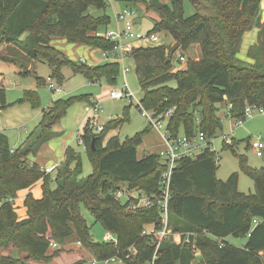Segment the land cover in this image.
I'll return each mask as SVG.
<instances>
[{
  "label": "trees",
  "instance_id": "trees-1",
  "mask_svg": "<svg viewBox=\"0 0 264 264\" xmlns=\"http://www.w3.org/2000/svg\"><path fill=\"white\" fill-rule=\"evenodd\" d=\"M127 1L142 3L147 12L158 14L160 19L151 31L168 32L183 50L194 44L201 47V59H188L186 69L173 73V54L165 45L138 48L132 53L144 91L143 107L157 115L176 107L168 123L173 137L182 132L188 136H216L223 130L218 115L222 104L234 120L245 119L247 106L264 108L262 0H207L212 15H203L195 7L190 16L185 15V0ZM92 7L104 11L103 14L93 16ZM106 8V0H0V46L13 44L10 47H17L29 59L48 62L52 67L50 78L61 85L65 82L61 73L64 63L89 81L105 79L115 85L121 64L103 62L90 66L68 58L62 60L59 51L50 45L54 38H61L69 43L112 50L114 44L98 35L101 27L111 23ZM254 27L259 32L257 42L248 51L253 60L249 62L239 58L238 53L245 32ZM3 60L15 61L6 57ZM172 79L177 81L176 87L167 85ZM37 81L46 83L44 78ZM24 95L22 101L31 102L33 107L39 105L36 91L27 90ZM91 98L85 95L56 100L43 111L42 134L17 149L11 147L6 134H0V264H25L28 259L49 261L50 241L64 243L73 237L99 262L120 256L123 264H147L153 257L155 238L143 232L148 226L162 227L159 207L129 211L127 202L114 197L122 186L149 195L159 194L160 178L167 169L165 160L156 152L138 156L143 137L151 130L149 126L124 143L117 135L106 141L108 132L130 119L129 108H125L122 117L108 121L98 133L86 121L80 141L94 168L86 177H81V154L71 146L66 148L65 160L54 175L28 157L37 154L49 139L52 127L75 101L88 102ZM0 101L1 110L7 106L4 88H0ZM235 143V139L232 145L224 143L223 149L235 152ZM239 161L241 169L254 179L255 193L239 191L237 172L226 181L220 180L215 153L209 149L196 158L178 161L170 188L171 234L157 249V264H264V166L251 167L244 155ZM37 184L41 186V198L32 193ZM22 190H29L24 199V218L19 217L14 204ZM82 204L96 221L116 235L115 241L102 243L91 239L90 227L81 213ZM177 233L196 234L192 239L200 255L194 254L192 243L174 242ZM229 236L247 241L238 247L227 241ZM9 248L16 250V257L13 253L4 254ZM59 249L54 256L60 254ZM73 264H85V260Z\"/></svg>",
  "mask_w": 264,
  "mask_h": 264
},
{
  "label": "rangeland",
  "instance_id": "rangeland-1",
  "mask_svg": "<svg viewBox=\"0 0 264 264\" xmlns=\"http://www.w3.org/2000/svg\"><path fill=\"white\" fill-rule=\"evenodd\" d=\"M162 1L167 2L168 0ZM194 1L197 3L195 6L190 0L184 1L186 16L193 14L196 11L195 7H197L203 15L213 14L210 3L207 0ZM106 2L107 8L105 13L111 17L112 21L108 29L115 28V25L113 24L115 13L117 10H121L125 7L133 8L136 11L137 17H140L143 20L142 24L136 25V29L143 33L151 31L154 28L155 23L160 19L157 13L151 11L147 12L146 7L142 3L133 4L127 0H106ZM103 12L104 11L94 7L90 9V13L93 16H100ZM255 29L259 30L257 27H254L252 30ZM252 30L245 32V34L251 32ZM103 31H105V26L100 28V32ZM158 35L160 37L161 44L165 45L171 52L173 47L177 44V41L164 30L159 31ZM246 44L247 40L245 38L244 42H242L238 57L245 61L253 62V60L248 57V51L252 44L247 48V50ZM11 45L13 46V44ZM11 45L5 43L0 46V88H4L7 102V106L0 110V134L4 133L8 136L10 145L13 149L22 147L27 141L28 143L34 142L36 137L42 134L41 123L43 120V111H47L58 99L65 100L73 97L90 95L102 100L103 111L100 112L101 122H104V119L108 116H113L114 118L117 116L122 117L124 115L125 108H129L130 119L125 121L119 128L108 132L106 141L110 137L117 135L120 141L124 143L128 139L134 138L139 132L145 130L149 126L148 120L142 116L140 107L137 106L136 99H133L132 101L128 99L113 100L109 97L110 91L114 87H123L127 81L128 88L134 92L136 98L138 100L143 98L144 91L141 87L139 73L132 55L125 57L124 64H121L122 68L126 66L130 70L127 74H124V71L121 69L115 85L109 84L105 79H101L99 81H89L83 73H75L70 64L64 63L61 67V73L65 77V82L62 84L63 91L57 94L48 87L49 82L52 80L50 78L52 74V67L50 64L46 61L31 60L26 55L21 53L17 47H10ZM50 45L59 51L61 55L60 58L62 60L64 58H68L72 61L79 62L81 61V58H83L87 60L86 64L90 66H95L93 64L101 61L100 51L93 47L69 43L66 39L61 38H54L50 42ZM201 51L202 50L199 44L192 45L188 50H183L180 46H178L172 55V67L170 69V73L176 72L179 69H186L188 59H201ZM94 54H96V56L93 57ZM181 55L185 56V61H179V57ZM3 57L8 59L15 58L17 62H4L5 60H3ZM87 57H89L90 60H88ZM38 78H44L46 83H38ZM167 85L176 87L177 81L172 79ZM27 90L37 92L39 96V105L37 107H33L31 102L22 101ZM131 103H133V105L130 107ZM86 105V100L79 99L75 101L68 108L66 114L52 127V131L49 135L61 136L66 141L69 140L71 147L80 152L83 166V173L81 177L88 176L94 170L93 164L86 154L84 145L81 143L79 144L78 142L87 121V114L85 111ZM218 115L222 119L223 130L218 132L213 138V149L220 158L217 166V177L220 180L226 181L232 173L237 172L239 175V191L246 194L255 193V181L250 175L241 169L239 158L243 155L246 156L247 163L254 168H261L264 166V156H257L256 151L250 146L253 140H255L258 136H261L264 141V114L257 113L255 116L245 119L242 125H237L236 120L228 117L227 107L225 104H222ZM168 123L169 120H162L161 129L152 128L145 135L144 140L147 143L149 142V147H152L153 149V146H155V150H158L161 147V135L168 130ZM58 126L62 127L61 131H63V133L57 131ZM60 133L62 134L60 135ZM182 133L180 136L183 135ZM223 134H226L229 138L235 139V152L231 151V149H223L224 143L221 138V135ZM57 140H61V138L58 137L55 141ZM228 145H232V143ZM44 154L46 155L45 152ZM52 154L53 156H57V162L61 165L60 155H57V151H55V149L52 150ZM52 154L49 155L52 156ZM139 154H143L141 149L139 150ZM35 156L37 157V154H30L28 157L30 161H36L34 160ZM64 160L65 157L63 161ZM60 165L58 168H60ZM56 171L57 169L52 172V175H54ZM123 187L124 186H122V188ZM33 190L35 197H42L40 184L35 185ZM26 191L28 192L29 190L20 191L19 197L14 201L20 218H24L27 215L26 207L24 206V199L27 195ZM81 213L90 227L91 239L94 242L107 243L116 240V235L113 232L106 230L101 223L96 221L95 216L84 204L81 205ZM149 228L150 227L148 226L147 229ZM227 241L235 246L243 247L247 239L229 236ZM56 242L58 243V247H50V251L47 256L50 257L49 261L28 259L25 264H70L75 258H79L78 260H85V264H92L94 260L93 254L88 249L84 248L82 244H79L75 237L68 239L64 243L58 241ZM59 248H61L62 251L57 256H54L53 253L60 250ZM9 253H13L12 255L14 257L17 256L15 249L12 250L9 248V250L4 251L5 255ZM23 256L25 255H22V257ZM262 256L264 258V253H262ZM198 260L199 258L196 261ZM97 264L122 263L119 261H110L106 263L98 262Z\"/></svg>",
  "mask_w": 264,
  "mask_h": 264
},
{
  "label": "built area",
  "instance_id": "built-area-1",
  "mask_svg": "<svg viewBox=\"0 0 264 264\" xmlns=\"http://www.w3.org/2000/svg\"><path fill=\"white\" fill-rule=\"evenodd\" d=\"M115 17L118 26L113 29H106L103 33L100 34V36H102L105 40H108L114 44V48L112 50L99 49L101 58L104 62L124 64L125 57L132 55L133 51H135L136 49L157 47L162 45L158 32L149 31L147 33H143L136 29L137 24L135 20L137 18V14L133 8L125 7L117 12ZM185 60V56L181 55L179 57V61ZM86 61V59H81V62L83 63H86ZM129 70L130 69L126 66L123 68L124 73H127ZM48 87L57 94L63 91V85L59 84L54 79L49 82ZM109 97L113 100L128 99L132 101L133 99H136L137 106L140 107L142 116L148 120L151 129H161L162 120H170L176 109V107H172L164 113L158 115L152 111L147 110L143 107L141 100H138L134 92L128 88L127 81L125 82V85L123 87H114L110 91ZM102 108L103 101L94 97L87 102V105L85 107L87 120L96 133L103 131L107 122L114 118L108 116L104 119V122H101L100 112L103 111ZM257 113L264 114V108L247 106L245 109V119L251 118ZM245 119L236 120V124L242 125ZM213 138L214 137L210 138L202 133L193 136L183 134L178 137H173L170 134L169 130H167L164 134L161 135V143L163 144L164 148L157 152L160 156L163 157L167 164V169L162 173L160 178V193L156 195H149L143 191L140 192L136 190H130L127 187H121L115 191V199L127 202V209L129 211L151 209L155 206H158L161 211L163 222L162 227L160 229L150 227L143 232L144 234L153 236L156 242V251L147 264H157V249L159 248L161 241L171 234V228L169 227V202L171 199L170 188L172 176L174 170L176 169L178 161L184 157L196 158L197 156L207 151V149H209L213 153H215V162L218 163L220 158L217 156L216 151L213 149ZM221 138L223 140V143L227 144H231L233 140V138H229V136H227L226 134L221 135ZM80 142L82 143V141ZM250 146L256 151L257 156H264V141L261 136H258L255 140H253ZM55 169L56 166L43 168L46 173H52ZM257 222L258 219H255L253 222L254 225H256ZM193 236H196V234L187 233L183 236L180 233H177L174 234L173 240L176 243H192L194 254L196 256H199L200 250L197 247L195 240L192 239ZM50 246L58 247V243L54 240H51ZM129 251L132 252L133 249L129 248ZM110 261H119L123 264V258L120 256H114L102 262L106 263ZM98 262V260L94 259L92 264H97Z\"/></svg>",
  "mask_w": 264,
  "mask_h": 264
},
{
  "label": "crops",
  "instance_id": "crops-1",
  "mask_svg": "<svg viewBox=\"0 0 264 264\" xmlns=\"http://www.w3.org/2000/svg\"><path fill=\"white\" fill-rule=\"evenodd\" d=\"M162 1V0H161ZM162 2H164V1H162ZM168 2H170V0H168L167 2H164V3H168ZM261 18H262V21H264V0H262V2H261ZM120 10H117L116 11V13L117 12H119ZM116 13H115V16H116ZM138 20V21H137ZM112 22V21H111ZM143 23V20L140 18V17H137L136 18V24L137 25H139V24H142ZM111 24V23H110ZM113 24L115 25V27L116 26H118L117 25V21H116V17L114 18V21H113ZM109 26L110 25H108L107 27H105V30L106 29H108L109 28ZM102 28V27H101ZM258 29H255V30H252L251 32H249V33H246L244 36H243V42H244V39L246 38V40H247V44H246V50H247V48L251 45V44H253V43H255L256 41H257V38H258ZM104 32V31H103ZM103 32H100V29H99V32H98V35H100L101 33H103ZM86 46V45H85ZM90 47V46H89ZM95 49H98V48H95ZM99 50V49H98ZM21 53H23V52H21ZM24 54V53H23ZM25 55V54H24ZM247 55V54H246ZM94 56H96V54H94L93 55V57ZM129 57V56H128ZM24 59V58H23ZM82 59V58H81ZM87 59L88 60H90L89 59V57H87ZM11 60H15V58H11ZM25 60V59H24ZM28 60V59H27ZM26 60V62L28 63V61ZM101 61L99 62V63H95V64H93V65H97V64H101V63H103L104 61L102 60V58L100 59ZM4 62H6V61H4ZM14 62H17L16 60L14 61ZM13 62V63H14ZM12 63V62H11ZM17 64V63H16ZM24 66V65H23ZM122 70H123V68H122ZM124 74H127V73H124ZM125 80H126V75H125ZM95 98V97H94ZM113 117V116H112ZM117 117H120V116H117ZM0 122H1V119H0ZM61 128L62 127H60V126H58V129H57V131L58 132H62L63 133V131H61ZM62 133H60V135L62 134ZM58 137H60L61 138V140H57V141H55V139H57ZM145 137V136H144ZM144 137H143V143L139 146V148H138V156L141 158V157H143L145 154H147V153H157V152H159L160 150H162L163 148H164V146H163V144L160 142V145H161V147L158 149V150H155V146H153V149H152V147H149L150 146V144H149V142L147 143L145 140H144ZM145 141V142H144ZM160 141H161V139H160ZM78 142H79V144L81 143L80 142V138L78 139ZM146 143V144H145ZM81 144H83V143H81ZM68 146H71L70 145V143H69V140H65L64 138H62L61 136H49V139L39 148V150H38V152H37V157L35 156V158H34V160H36V161H33V162H37V163H39L40 164V166L42 167V169L43 168H46V167H52V166H56V169H57V167L60 165V163L59 162H57V156H53V154H52V150L53 149H55V151H57V155H60V160H61V162L63 161V159H64V157H65V151H66V148L68 147ZM149 148H151V149H149ZM142 150L143 151V154L142 155H140L139 154V150ZM44 152L46 153V155L44 154ZM52 154V156H50V155ZM31 155H33V154H31ZM41 158V159H40ZM41 160H43V161H41ZM55 169V170H56ZM54 170V171H55ZM26 193H28L27 191H26ZM32 193L34 194V190L32 189ZM36 198H41V197H36ZM77 257V256H76ZM79 259V258H78ZM78 259L77 258H75L74 259V261H72V263H70V264H73L74 262H76V261H78ZM95 259V258H94Z\"/></svg>",
  "mask_w": 264,
  "mask_h": 264
},
{
  "label": "water",
  "instance_id": "water-1",
  "mask_svg": "<svg viewBox=\"0 0 264 264\" xmlns=\"http://www.w3.org/2000/svg\"><path fill=\"white\" fill-rule=\"evenodd\" d=\"M136 21V20H135ZM138 21V20H137ZM179 46V43H177L173 49H172V54L175 52L176 48ZM170 61V60H169ZM94 144H95V140H93V143H92V146L94 147Z\"/></svg>",
  "mask_w": 264,
  "mask_h": 264
}]
</instances>
